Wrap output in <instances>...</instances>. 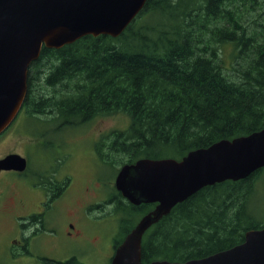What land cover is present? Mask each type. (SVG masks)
Segmentation results:
<instances>
[{"label":"trees","instance_id":"16d2710c","mask_svg":"<svg viewBox=\"0 0 264 264\" xmlns=\"http://www.w3.org/2000/svg\"><path fill=\"white\" fill-rule=\"evenodd\" d=\"M246 5L264 13V0H146L118 37L86 35L57 49L42 47L28 67L23 108L36 117L53 113L47 118L61 126L126 113L125 129L95 143L98 159L108 163L111 152L126 162L179 158L264 128V17L247 27L239 20ZM227 43L235 49L230 66L220 52ZM259 172L204 186L173 206L144 233L142 262L203 257L264 226L263 215L248 208ZM112 196L123 238L153 204ZM60 264L84 263L72 256Z\"/></svg>","mask_w":264,"mask_h":264},{"label":"water","instance_id":"95a60500","mask_svg":"<svg viewBox=\"0 0 264 264\" xmlns=\"http://www.w3.org/2000/svg\"><path fill=\"white\" fill-rule=\"evenodd\" d=\"M145 1L0 0V133L22 106L27 70L42 46L57 49L85 35L116 37ZM25 166L17 153L0 158V169L22 171ZM259 168L264 170V128L191 149L180 158L141 157L124 163L114 178L116 190L133 205H155L116 246L111 264H143L142 235L175 204L204 186L244 179ZM149 264H264V226L247 229L242 242L203 257Z\"/></svg>","mask_w":264,"mask_h":264},{"label":"rangeland","instance_id":"374dc122","mask_svg":"<svg viewBox=\"0 0 264 264\" xmlns=\"http://www.w3.org/2000/svg\"><path fill=\"white\" fill-rule=\"evenodd\" d=\"M262 11L263 8L259 12L250 11L246 5L243 11L240 9L239 20L244 24L247 22L249 27L252 19L264 17ZM220 52L224 64L230 66L235 54L232 44L221 45ZM49 90L52 92V89ZM25 112L27 110L23 109L0 134V158L8 153L23 156L27 154L30 168L26 177L29 179L26 180L35 179L36 175L46 174L50 168H56L53 170L57 171V175L73 176L72 187L63 200L56 202L55 215L50 213L44 216L55 229H39L34 233L28 226L24 229L17 227L16 230L12 225V215L25 212L14 205L18 197H23V190L12 184V189L0 194V264H37L43 258L63 262L72 256L84 264H110L114 240L122 238L123 235V227L120 229L121 215L114 212V202H103L105 210L102 212L92 206L87 208L85 221L79 225L77 234L73 225L68 223L66 226V221H76L83 203L89 199L94 203L98 199L104 201L102 198L108 200L111 195L118 194L114 187V178L117 169L128 159L122 153L111 152V163L101 162L94 146L101 135L106 143L113 137L112 131L125 129L129 124V116L124 112L99 114L77 126H61L58 121L47 118L54 115L53 113L39 114L41 116L36 117ZM46 147H49L50 153L59 156L57 160L56 157L52 159L53 163L48 160V155L43 154ZM66 151L72 153L71 159L67 161L65 157L62 163L60 159ZM96 177L101 184L94 186L92 183ZM252 182L253 192L248 200V208L252 207L256 218L263 215V220L264 173H257ZM5 183H9L8 179L0 177V191L5 189ZM85 187L90 188L88 193L84 191ZM29 198L30 203H35V198L38 199L39 195L32 192ZM25 237L28 238L22 240ZM12 238L22 240L23 246L16 243L15 250H11L9 254L3 253ZM18 253H21L20 257L15 256Z\"/></svg>","mask_w":264,"mask_h":264},{"label":"flooded vegetation","instance_id":"af4514ba","mask_svg":"<svg viewBox=\"0 0 264 264\" xmlns=\"http://www.w3.org/2000/svg\"><path fill=\"white\" fill-rule=\"evenodd\" d=\"M94 151L96 152L95 149ZM43 154L48 155V160L52 163H53L52 159L54 157H56V160L59 157L58 155L50 153L49 147L43 149ZM71 154L72 153L70 151H66L64 157L60 159V162L63 163L65 161V157L67 161L70 160ZM53 169L56 168H50L46 174L36 175L35 179H30V180H26L29 179L26 178L28 176L29 167H26L23 171H16L13 169H8V170L0 169V174H1L0 177H2V179L6 178L9 181V183L4 184L5 189L1 190L0 194L4 193L7 189L8 190L12 189L13 185H15L16 188L18 189L21 188L24 192L23 197H18L14 203V205L18 207L19 210L25 211L23 213H14L12 215V225L15 226L16 230H18L17 227L21 228L23 226L24 227L21 229H24L25 226H28L31 228L33 233L38 231L39 229H46V228H49L50 230L55 229V227L49 223L47 217L44 218V216L50 213L55 215V212L57 210L56 202H60V199L63 200L64 196H66L71 190L73 176L71 174H66L64 176L57 175L56 174L57 171H54ZM100 184H101L100 180L96 177L92 185L96 186ZM89 189H90L89 187H85L84 191L88 193ZM32 192L35 193L36 195H39L38 199L35 198L36 201L35 203L29 202L30 199L29 195ZM93 204L95 205L94 208L96 210L100 212L105 210V207L101 202L93 203L92 200L89 199L88 201L83 203L81 209L79 210L80 212L79 218L76 221L67 219L66 226L68 223H70L71 225H73L74 232L76 234L79 233L78 232L79 225H82L83 221H85L84 219L85 212L87 208L91 207ZM150 228H152V226ZM23 239L24 238H22V240ZM22 240L18 241L17 239L14 238L10 239L9 242L6 244V249H4L3 253L5 252L9 254L11 250H15L16 243L21 244L23 246V244L21 243ZM20 254L21 253H18L15 256L20 257ZM50 261L51 259L43 258L40 261V263L50 262ZM51 262H57V261L52 260Z\"/></svg>","mask_w":264,"mask_h":264}]
</instances>
